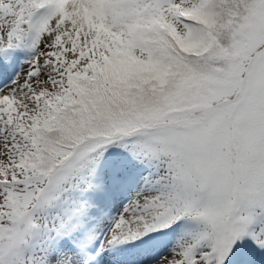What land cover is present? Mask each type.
Wrapping results in <instances>:
<instances>
[{"label": "snow or ice", "instance_id": "1", "mask_svg": "<svg viewBox=\"0 0 264 264\" xmlns=\"http://www.w3.org/2000/svg\"><path fill=\"white\" fill-rule=\"evenodd\" d=\"M0 264H264V0H0Z\"/></svg>", "mask_w": 264, "mask_h": 264}]
</instances>
